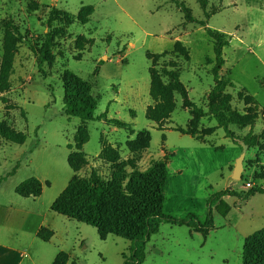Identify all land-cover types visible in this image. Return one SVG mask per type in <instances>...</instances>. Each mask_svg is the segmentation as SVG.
<instances>
[{"label": "rangeland", "instance_id": "obj_1", "mask_svg": "<svg viewBox=\"0 0 264 264\" xmlns=\"http://www.w3.org/2000/svg\"><path fill=\"white\" fill-rule=\"evenodd\" d=\"M29 5L39 10L29 12ZM83 6L94 9L85 25L77 19ZM53 8L66 11L75 22L68 29L63 19L53 24L66 33L57 37L51 63L39 67L30 46L49 31L47 21ZM9 19L23 40L15 53L10 87L0 93V121L20 134L18 140L25 137V142L19 145L0 139L1 244L25 248L36 226L44 223L55 235L51 242L41 243L48 250L37 254L36 264H51L59 252L70 256L68 264H124L123 256H130V241L113 235L101 240L96 228L51 211L74 175L68 156L70 147L75 150V135L82 124L80 118L64 112L62 77L67 70L93 83V93L100 97L96 119L86 122L90 140L83 151L89 164L81 176H88L93 168L107 180L120 170L122 176L130 174L132 169L125 162L133 155L127 142L147 131L150 147L138 158V168L145 171L153 161L164 158L170 164L166 215L185 219L193 214L204 222L211 196L227 189L244 194L264 187V144L248 148L241 179L233 180L243 152L241 144L251 127L231 125L236 137L231 140L208 114L207 99L215 86L213 41L207 34L211 28L230 40L223 50L225 64L219 76L234 84L226 90L233 97L232 108L244 115L254 109L247 94L254 97L259 106L252 132L264 133V0H208L206 10L198 0H0V63L5 32L1 22ZM177 42L188 60L167 56L153 66L147 58L148 53L173 51ZM171 59L178 62L188 99L207 114L198 120L202 129L213 130L206 140L218 149L173 129L191 126L194 119L179 94L172 97L175 110L168 120L147 119L148 108L156 104L150 96L149 70L154 67L160 72ZM111 119L128 123L134 133L115 127ZM105 147L110 151L99 157ZM29 178L42 182L40 197L16 194V187ZM225 198L232 212L224 218L213 207L214 226L206 237L185 225L161 223L147 243L143 264H242L245 240L264 228V195L255 194L249 200ZM33 252L37 253L35 247ZM23 260L32 264L27 257Z\"/></svg>", "mask_w": 264, "mask_h": 264}, {"label": "trees", "instance_id": "obj_2", "mask_svg": "<svg viewBox=\"0 0 264 264\" xmlns=\"http://www.w3.org/2000/svg\"><path fill=\"white\" fill-rule=\"evenodd\" d=\"M198 3L202 9L206 10L208 0H198ZM181 5L183 11L187 12L184 3ZM38 10L39 8L36 5H29L28 7L29 12ZM93 13V7L83 6L78 13V22L83 25L87 24ZM205 15L207 18L211 17V13L205 12ZM61 19L66 22L67 29L75 22V18L66 11L53 8L47 21L49 31L42 39L30 46L37 58L39 67H42L45 62L51 63L52 50L56 39L66 33L64 29L53 28V24ZM188 19L191 20L192 17L188 16ZM1 24L5 32L3 40L4 54L0 63V93H4L10 87L9 77L13 71L15 53L23 39L13 20H3ZM201 24L203 26L207 25L206 22ZM207 34L213 41L215 55V86L207 97L208 114L217 122V128H222L226 136L233 141L236 137L230 130L231 125L240 128L250 126L251 130L244 137V143L250 148L261 147L264 144V133L254 134L252 132L258 118V101L244 90L248 97V104H253L254 109L248 110L244 115L239 114L232 108V95L226 93L227 88L234 87V84L228 77L219 76L225 64L223 50L230 45V40L226 34L211 28H207ZM182 51L181 43L177 42L173 51L161 54L148 53L147 58L153 61L154 66L167 56L184 58L185 55ZM185 59L188 60L186 57ZM153 68L151 67L149 70L151 78L150 96L156 104L148 108L147 119L154 123L168 120L175 110V102L172 97L175 93L179 94L184 100V105L192 109L194 119L191 126H175L173 129L181 134L193 137L202 145L214 147L211 141L206 140V137L212 135L213 130H204L198 123V120L207 114L188 99L187 90L180 80L181 71L178 62L173 60L169 63L164 62L160 72L155 71ZM62 80L64 112L69 117L80 118L82 124L78 127L75 135V150L70 147L71 152L68 156V164L74 175L67 187L52 203L51 211L96 228L101 240H106L108 236L113 235L130 241V256H123L125 259L124 264H143L146 259L147 243L153 235L159 232L160 225L163 222L180 226L185 225L192 231L201 233L206 237L214 226L213 207L224 218H228L232 212L233 207L225 197L235 196L242 200H249L255 194L264 195V187L252 188L244 194L228 189L221 191L209 198L208 215L204 222H201L193 214L185 219H177L166 215L164 213L165 191L169 178L167 159L153 161L152 165L145 171L138 168V158L144 150L150 147V135L147 131L139 132L136 139L127 142V147L133 155L132 159L125 162V165L132 169L130 174L122 176L123 172L120 170L110 180H107L98 170L93 168L88 176H81L79 173L89 164L88 156L83 151L84 146L90 140L86 122L96 119L95 112L100 97L94 95L93 83L82 79L73 71L67 70ZM2 101L6 103L7 99L2 97ZM109 122L115 127L134 133L131 126L124 121L111 119ZM16 136H20V134L10 129L4 121H0V139L9 143L24 144L25 137L23 136L24 138L21 141ZM214 148L218 149L217 147ZM108 150L110 151V147L103 148L99 157L103 156L104 158ZM46 184L49 185V182ZM15 192L23 198H37L43 192V184L37 178H29L18 185ZM36 235L40 240L49 242L55 233L52 229L41 227L37 230ZM69 262L70 256L65 252H60L52 264H68ZM242 264H264V228L245 240Z\"/></svg>", "mask_w": 264, "mask_h": 264}, {"label": "crops", "instance_id": "obj_3", "mask_svg": "<svg viewBox=\"0 0 264 264\" xmlns=\"http://www.w3.org/2000/svg\"><path fill=\"white\" fill-rule=\"evenodd\" d=\"M43 224L44 223H39V225L36 226L35 230L32 233V237L29 243L28 245H26L25 248L18 249L16 247L6 246L0 243V264H23L24 262L23 259H25L26 257L29 259V261L32 264H36L37 254L39 253V254L44 255L48 250V248L44 247L43 244L41 243L47 244L51 242V240L49 242H44L40 240L36 235L37 230L40 229L41 227L45 226L46 228H49V229L52 228V227H49V225H43ZM33 247L36 248L37 253L33 252Z\"/></svg>", "mask_w": 264, "mask_h": 264}, {"label": "water", "instance_id": "obj_4", "mask_svg": "<svg viewBox=\"0 0 264 264\" xmlns=\"http://www.w3.org/2000/svg\"><path fill=\"white\" fill-rule=\"evenodd\" d=\"M241 146H242L243 152L241 156L237 159V162H236V165L233 171V180H236V181H239L241 179V175L244 169L243 163L245 160V155L249 148L248 145H246L245 143H242Z\"/></svg>", "mask_w": 264, "mask_h": 264}]
</instances>
